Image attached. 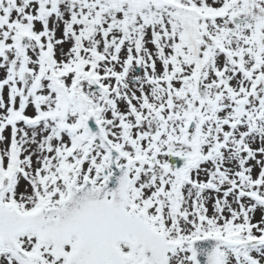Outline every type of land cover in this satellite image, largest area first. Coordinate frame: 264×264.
I'll use <instances>...</instances> for the list:
<instances>
[{
  "label": "snow or ice",
  "instance_id": "snow-or-ice-1",
  "mask_svg": "<svg viewBox=\"0 0 264 264\" xmlns=\"http://www.w3.org/2000/svg\"><path fill=\"white\" fill-rule=\"evenodd\" d=\"M0 264H264V0H0Z\"/></svg>",
  "mask_w": 264,
  "mask_h": 264
}]
</instances>
